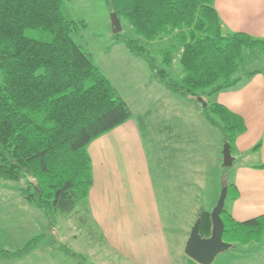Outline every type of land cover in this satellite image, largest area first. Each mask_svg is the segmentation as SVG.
<instances>
[{
    "label": "trees",
    "instance_id": "obj_1",
    "mask_svg": "<svg viewBox=\"0 0 264 264\" xmlns=\"http://www.w3.org/2000/svg\"><path fill=\"white\" fill-rule=\"evenodd\" d=\"M106 1L136 35L123 37L130 52L143 57L168 89L199 101L232 153L245 121L210 98L261 73L246 71L245 65L264 54V39L226 32L215 0ZM81 26L66 15L64 0H0V181L44 211L51 223L55 214H71L81 205L89 211L88 146L132 118L107 75L73 40ZM176 51L183 70L179 80L172 77ZM224 186L227 201L237 188L230 180ZM198 218L200 237L209 238L211 211L200 207ZM221 218L226 243L264 244V215L236 221L224 206ZM43 238L34 236L15 251L2 249L0 259L23 256Z\"/></svg>",
    "mask_w": 264,
    "mask_h": 264
},
{
    "label": "crops",
    "instance_id": "obj_2",
    "mask_svg": "<svg viewBox=\"0 0 264 264\" xmlns=\"http://www.w3.org/2000/svg\"><path fill=\"white\" fill-rule=\"evenodd\" d=\"M214 6L226 32H239L264 39V0H215ZM127 51L130 53L129 49ZM150 75L158 81L152 71ZM107 77L110 78L108 75ZM123 99L127 102L124 96ZM213 100L240 115L246 124V129L237 138L235 150L232 152L234 161L231 179L236 185L237 194L230 200H225L224 206L236 221L262 216L264 75L261 72L246 78L231 88L218 92L213 96ZM168 124H152L151 133H147L150 139L147 140L139 119L137 120L132 112L131 119L99 136L88 146L93 169V183L88 195V214L90 224L99 236L97 254L105 256V261L100 264L174 263L156 184L166 193L173 194L168 205H172L174 209L183 207L186 214L190 209L189 215L197 214L198 218L200 207L197 194L200 192L201 183L199 171L193 181L181 179L168 185L163 179L164 176L165 179L171 180V168L190 167L183 159L187 154L183 153V158H176L182 151L184 141L175 136H164L166 126L167 132L171 130ZM179 129L184 133V137L188 136V133L180 127ZM152 152L155 155H152ZM171 189L178 191V194L173 193ZM14 196L18 198L17 204L25 214V205L30 201L15 190L0 193V198L12 199ZM35 209L39 208H32L30 215H38L34 213ZM190 235L188 238L186 235L188 240ZM27 254L15 257L14 260L23 259ZM89 263L96 264L93 261ZM78 264L82 262L78 261ZM209 264H264V244H229L227 248L219 251Z\"/></svg>",
    "mask_w": 264,
    "mask_h": 264
},
{
    "label": "rangeland",
    "instance_id": "obj_3",
    "mask_svg": "<svg viewBox=\"0 0 264 264\" xmlns=\"http://www.w3.org/2000/svg\"><path fill=\"white\" fill-rule=\"evenodd\" d=\"M64 9L70 19L84 23V26L71 34L73 40L110 77L119 95L126 98L135 118L143 121L145 126L142 124L141 127L145 138L150 139L147 133H151L152 124L157 126L169 123L171 130L164 131V136L178 133L175 137L184 141L182 151L176 158L182 157L183 153L187 154L186 158H182L190 167L171 168V180L164 176L163 179L168 185L181 179L193 181L199 171L201 183L197 203L199 207L212 212L221 198L224 182L232 181V166H223V136L208 123L202 104L168 89L159 80H154L146 60L132 52L128 53L123 37L136 35L125 18H120L122 31L116 34L113 32L112 10L106 0H64ZM180 55V51L174 53L172 77L176 80L183 77ZM257 56L247 60L245 70L259 69L264 75V54ZM210 100L213 101V98ZM150 123L152 124L149 126ZM179 127L188 133L187 137H184ZM152 155H155L154 152ZM156 185L173 264H200L193 259L188 262L189 256L185 253L187 238L197 214L190 216V209L186 214L183 207L172 208L168 202L172 201L173 194L166 193ZM11 190L15 189L0 181V193H10ZM171 191L178 194L176 190ZM13 198H0V251L20 249L34 236L42 235L44 240L25 258H1L0 264H78V261L82 264H90L91 261L100 264L105 261L103 254H97L99 236L90 224L86 205L79 206L71 214H55L51 223L50 218L40 209L34 211L38 215H30L32 208H36L32 202L25 205L27 214H24L17 204L18 198ZM64 251L74 252L76 256Z\"/></svg>",
    "mask_w": 264,
    "mask_h": 264
},
{
    "label": "water",
    "instance_id": "obj_4",
    "mask_svg": "<svg viewBox=\"0 0 264 264\" xmlns=\"http://www.w3.org/2000/svg\"><path fill=\"white\" fill-rule=\"evenodd\" d=\"M111 25L115 34L122 31L121 21L116 12L111 13ZM233 161L234 157L232 156L230 145L225 143L223 147V166L231 167ZM226 194L227 189L226 186H224L221 198L217 206L211 212L213 221L211 236L209 238L200 237L199 218H197L187 242L185 253L201 264H209L219 251L227 248L229 245L222 237L224 223L221 218V210L225 205Z\"/></svg>",
    "mask_w": 264,
    "mask_h": 264
}]
</instances>
